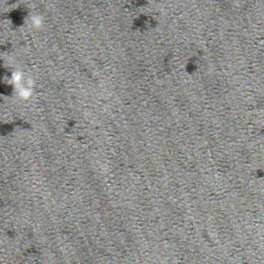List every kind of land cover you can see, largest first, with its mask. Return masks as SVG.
Returning <instances> with one entry per match:
<instances>
[{
    "label": "water",
    "instance_id": "1",
    "mask_svg": "<svg viewBox=\"0 0 264 264\" xmlns=\"http://www.w3.org/2000/svg\"><path fill=\"white\" fill-rule=\"evenodd\" d=\"M0 264H264V0H0Z\"/></svg>",
    "mask_w": 264,
    "mask_h": 264
},
{
    "label": "clouds",
    "instance_id": "2",
    "mask_svg": "<svg viewBox=\"0 0 264 264\" xmlns=\"http://www.w3.org/2000/svg\"><path fill=\"white\" fill-rule=\"evenodd\" d=\"M31 28L35 31H41L44 27V17L41 14L30 16ZM6 84L13 88L12 95L23 101H29L35 91V80L23 68H17L11 72V77H7Z\"/></svg>",
    "mask_w": 264,
    "mask_h": 264
}]
</instances>
